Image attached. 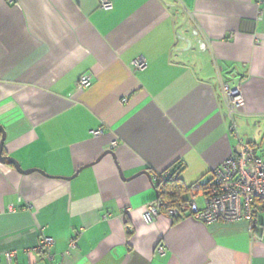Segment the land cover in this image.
Listing matches in <instances>:
<instances>
[{
	"label": "crops",
	"instance_id": "0c3cea01",
	"mask_svg": "<svg viewBox=\"0 0 264 264\" xmlns=\"http://www.w3.org/2000/svg\"><path fill=\"white\" fill-rule=\"evenodd\" d=\"M15 1L0 0V143L31 173L0 163V264H264V211L147 222L154 181L134 178L178 164L185 188L206 187L238 151L232 126L264 162V0ZM223 85L243 96L232 122Z\"/></svg>",
	"mask_w": 264,
	"mask_h": 264
},
{
	"label": "built area",
	"instance_id": "2783aa9c",
	"mask_svg": "<svg viewBox=\"0 0 264 264\" xmlns=\"http://www.w3.org/2000/svg\"><path fill=\"white\" fill-rule=\"evenodd\" d=\"M8 3L17 9L20 5L15 0H8ZM98 7L103 11L113 9L111 0H100ZM147 63L143 57H138L130 63V68L134 72L142 71L146 68ZM92 85L88 75H84L77 81V91H84ZM222 94L226 106L227 116L233 121V116L238 112L243 104V96L240 87L222 86ZM125 102V100H123ZM231 132L238 143V151L230 154L219 166L212 170V180L203 187L200 184H194L191 187L193 194L192 199L186 207L181 209L169 208L168 204L163 206L168 209L164 214L172 220H180L184 213H188L190 218L198 223L212 225L218 222L223 223H247L250 225L257 224L258 215L264 211V162L261 161L253 144L242 142L231 127ZM101 129L93 130L90 136L96 139L102 136ZM114 147L117 143L113 144ZM154 176V184L158 177ZM202 192L205 196V205L200 209L195 202V192ZM12 212V207L8 208ZM162 213L157 204L147 205L142 217L147 222H153ZM53 245L52 239L43 237L36 251L46 250L47 259L52 261L49 250ZM75 243L71 244V248ZM159 254L164 255L162 248L158 249ZM14 255L8 253L6 262L11 264Z\"/></svg>",
	"mask_w": 264,
	"mask_h": 264
},
{
	"label": "trees",
	"instance_id": "16d2710c",
	"mask_svg": "<svg viewBox=\"0 0 264 264\" xmlns=\"http://www.w3.org/2000/svg\"><path fill=\"white\" fill-rule=\"evenodd\" d=\"M173 168L174 170H170L160 175L154 184L156 199L153 203L157 204L161 213H165L168 210L163 206L164 203L168 204L169 208L176 209L186 207L188 204L186 201H183L181 197L186 192L191 191L192 186L185 188L179 180L182 166L176 164Z\"/></svg>",
	"mask_w": 264,
	"mask_h": 264
},
{
	"label": "water",
	"instance_id": "95a60500",
	"mask_svg": "<svg viewBox=\"0 0 264 264\" xmlns=\"http://www.w3.org/2000/svg\"><path fill=\"white\" fill-rule=\"evenodd\" d=\"M2 133V132H1ZM3 139H4V136H3V133H2V139H1V143H0V163L1 164H5V163H10L12 166H14V168H15V170L17 171V172H19V173H21V174H29V173H31V172H22L21 170H20V168L18 167V165L14 162V161H12L11 159H9V158H7V157H4L3 155H2V144H3ZM108 154H111L110 152H107ZM106 153V154H107ZM106 154H103L101 157H103V156H105ZM101 159V158H100ZM41 174H42V172H40ZM78 173V172H77ZM76 175V174H75ZM141 175H143V176H145L151 183H153V177H152V175L150 174V173H148V172H141V173H139V174H137L136 176H134V178H136V177H138V176H141ZM120 176H121V178L123 177V175L122 174H120ZM69 179H71V178H69ZM133 179V178H132Z\"/></svg>",
	"mask_w": 264,
	"mask_h": 264
}]
</instances>
